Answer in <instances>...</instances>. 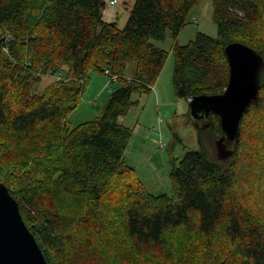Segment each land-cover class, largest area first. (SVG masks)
Listing matches in <instances>:
<instances>
[{"label":"trees","instance_id":"1","mask_svg":"<svg viewBox=\"0 0 264 264\" xmlns=\"http://www.w3.org/2000/svg\"><path fill=\"white\" fill-rule=\"evenodd\" d=\"M199 5L135 0L120 30L103 20L105 0H0V182L49 264H264V68L230 157H219L212 113L202 151L173 167L171 195L148 193L122 163L132 130L119 120L169 56L152 41H174V90L187 102L224 93L229 43L264 60V0H213L218 37L180 46ZM94 74L120 86L72 126Z\"/></svg>","mask_w":264,"mask_h":264},{"label":"rangeland","instance_id":"2","mask_svg":"<svg viewBox=\"0 0 264 264\" xmlns=\"http://www.w3.org/2000/svg\"><path fill=\"white\" fill-rule=\"evenodd\" d=\"M105 0L102 10L103 20L116 23L123 30L130 18L135 0ZM242 16V15H241ZM218 25L214 20L213 0H200L188 25L182 28L177 44L186 46L195 41L200 34L218 37ZM152 43L169 53L164 69L152 90L135 94V103L130 112L119 122L132 130V137L124 153L122 163L131 172V180L153 195L173 192L172 169L178 166L189 153L202 151L201 129L208 127L207 120H194L191 117L189 101L179 99L174 90L175 46L169 34L163 41ZM128 67L126 75L133 76L134 68ZM120 86L111 82L108 75L94 74L84 87L82 100L76 112L70 116V124L77 126L94 120L99 116L111 94ZM96 100V103L95 101ZM208 136L213 137L212 133ZM217 139H214V144ZM215 152L217 153L216 149ZM255 180V178L253 179Z\"/></svg>","mask_w":264,"mask_h":264},{"label":"water","instance_id":"3","mask_svg":"<svg viewBox=\"0 0 264 264\" xmlns=\"http://www.w3.org/2000/svg\"><path fill=\"white\" fill-rule=\"evenodd\" d=\"M225 54L230 80L224 93L201 95L190 103L194 120H207L213 113L220 117L223 136L216 142L220 158L233 154L240 135L241 122L261 89L264 60L241 42L229 43ZM0 264H49L35 236L25 223L17 200L0 182Z\"/></svg>","mask_w":264,"mask_h":264},{"label":"built area","instance_id":"4","mask_svg":"<svg viewBox=\"0 0 264 264\" xmlns=\"http://www.w3.org/2000/svg\"><path fill=\"white\" fill-rule=\"evenodd\" d=\"M110 4L112 6H116L118 4V1L117 0H111ZM107 74L109 73L108 71L106 72ZM113 81H115V78H112Z\"/></svg>","mask_w":264,"mask_h":264},{"label":"clouds","instance_id":"5","mask_svg":"<svg viewBox=\"0 0 264 264\" xmlns=\"http://www.w3.org/2000/svg\"><path fill=\"white\" fill-rule=\"evenodd\" d=\"M178 232H182L183 231V227L181 226L180 229L177 230Z\"/></svg>","mask_w":264,"mask_h":264},{"label":"crops","instance_id":"6","mask_svg":"<svg viewBox=\"0 0 264 264\" xmlns=\"http://www.w3.org/2000/svg\"><path fill=\"white\" fill-rule=\"evenodd\" d=\"M95 101V103H96V100H94Z\"/></svg>","mask_w":264,"mask_h":264}]
</instances>
